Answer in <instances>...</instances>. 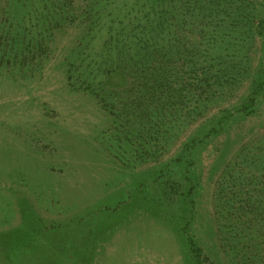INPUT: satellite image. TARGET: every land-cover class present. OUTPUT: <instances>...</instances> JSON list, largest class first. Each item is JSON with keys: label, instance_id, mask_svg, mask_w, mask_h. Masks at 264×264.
<instances>
[{"label": "rangeland", "instance_id": "1", "mask_svg": "<svg viewBox=\"0 0 264 264\" xmlns=\"http://www.w3.org/2000/svg\"><path fill=\"white\" fill-rule=\"evenodd\" d=\"M30 9L0 0V264H197L196 249L202 264H264V85L252 112L216 124L258 79L264 44L238 54L248 74L196 121L168 128L189 103L146 127L121 72L101 86L108 109L69 77L86 15L14 48Z\"/></svg>", "mask_w": 264, "mask_h": 264}, {"label": "trees", "instance_id": "2", "mask_svg": "<svg viewBox=\"0 0 264 264\" xmlns=\"http://www.w3.org/2000/svg\"><path fill=\"white\" fill-rule=\"evenodd\" d=\"M13 1L31 7L17 20L21 28L11 38L17 50L38 45L39 37L41 45L62 23L86 15V45L75 53L69 77L75 76L108 109L118 98L115 92L101 93V86L121 72L137 91L128 102L141 106L139 116L147 118L146 127L154 118L162 122L167 111L173 119L189 103L185 120H170L174 124L169 121L168 128L196 121L208 106L222 101L240 74H248L249 57L242 73L236 71L238 54L246 49L249 55L259 40L264 44V0ZM82 1L85 5L77 12ZM90 43L95 47L87 48ZM258 73L241 105L218 113L216 124L222 127L236 113L252 112L264 85V61ZM214 129L216 125L209 134ZM196 250L197 264H202L201 249Z\"/></svg>", "mask_w": 264, "mask_h": 264}]
</instances>
